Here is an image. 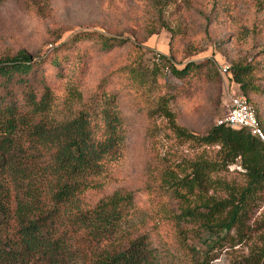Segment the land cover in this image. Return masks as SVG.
Returning a JSON list of instances; mask_svg holds the SVG:
<instances>
[{"label": "rangeland", "instance_id": "374dc122", "mask_svg": "<svg viewBox=\"0 0 264 264\" xmlns=\"http://www.w3.org/2000/svg\"><path fill=\"white\" fill-rule=\"evenodd\" d=\"M87 33L125 43L106 53L92 39L75 43L85 61L76 76L82 102L75 109L87 104L97 89L109 92L123 118V146L119 157L104 167L103 187L87 192L83 202L93 206L114 193H130L134 222L151 236L156 264H189L178 247L179 229L197 259L206 255L205 264H243L264 240V190L239 234L233 230L210 241L198 225H158L163 211L173 214L178 207L162 176L168 171L187 176V168L201 156L220 163L218 147L177 139L160 108L166 103L175 126L203 137L226 117L231 96L246 97L220 67L249 65L258 91L248 98L264 130V0H161L157 6L152 0H0V60L24 52L38 63ZM188 63L205 64L203 74L183 79L172 75V68L181 70ZM46 67L53 77L55 71ZM64 82H55L59 110ZM208 178L202 199L222 200L227 185L242 187L246 180L238 159Z\"/></svg>", "mask_w": 264, "mask_h": 264}, {"label": "trees", "instance_id": "16d2710c", "mask_svg": "<svg viewBox=\"0 0 264 264\" xmlns=\"http://www.w3.org/2000/svg\"><path fill=\"white\" fill-rule=\"evenodd\" d=\"M152 1L157 6L161 0ZM83 39H92L98 51L105 53L125 43L87 33L38 63L24 52L0 60V264H156L151 236L139 221L134 222L136 209L130 193H114L93 206L83 202L87 192L103 187L104 167L119 157L123 146V118L109 92L97 89L87 104L75 109L82 102L76 76L85 65L75 43ZM46 66L55 71L53 77H48ZM205 66L188 63L171 72L178 79L198 77ZM229 74L251 103L248 97L258 91L251 66L235 64ZM56 81H65L63 110L58 108ZM160 113L175 129L177 139L218 147L220 163L201 156L187 168L190 176L178 178L166 172L162 176L165 190L178 207L173 214L163 211L158 225L175 222L177 229L184 222L198 225L210 241L233 230L239 234L250 207L264 190V143L247 130L224 123L195 138L175 126L166 103ZM236 159L245 185H227L228 194L222 200L202 199L210 183L208 174ZM178 237L181 255L189 264L206 263V255L197 259L183 230H178ZM257 250L243 264H264V240Z\"/></svg>", "mask_w": 264, "mask_h": 264}, {"label": "built area", "instance_id": "2783aa9c", "mask_svg": "<svg viewBox=\"0 0 264 264\" xmlns=\"http://www.w3.org/2000/svg\"><path fill=\"white\" fill-rule=\"evenodd\" d=\"M222 75L229 73L228 66H221ZM224 123L232 129H245L257 140L264 143V130L259 124L253 106L243 95L234 94L230 98V107L226 117L218 124Z\"/></svg>", "mask_w": 264, "mask_h": 264}]
</instances>
